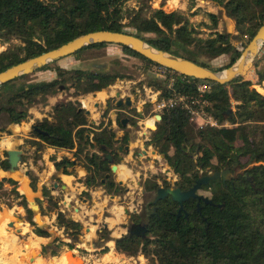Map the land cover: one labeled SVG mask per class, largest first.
Wrapping results in <instances>:
<instances>
[{
  "label": "trees",
  "instance_id": "trees-1",
  "mask_svg": "<svg viewBox=\"0 0 264 264\" xmlns=\"http://www.w3.org/2000/svg\"><path fill=\"white\" fill-rule=\"evenodd\" d=\"M167 1L162 0L159 8H153L143 2L139 7H126L125 0H0V40L20 41L0 52V72L58 48L82 34L102 29L133 34L154 47L209 68H212L210 61L217 57L228 56L232 65L241 55L242 51L233 43L230 33L219 30L216 13H207L212 23H199V26L210 30L207 37H202L201 30L191 22L187 13L180 10L168 12L163 8ZM215 1L236 20L245 44L248 43L263 23L264 0ZM189 2L192 8L196 0ZM106 45L108 43L91 45L74 54ZM123 50L140 58L148 69L158 66L131 48L123 47ZM52 64L36 71L48 69ZM230 68L221 66L214 68V71L222 72ZM255 70L256 84L263 83L264 56L256 64ZM56 72L57 77L49 81L19 84V80L27 77L24 75L3 84L0 88V114L7 113L11 124L21 123L29 116V108L37 96L46 99L55 95L61 81L71 80L74 83L72 86L76 92L71 96L76 97L101 91L119 77H124L106 71L94 73L60 66ZM186 79L189 81L180 79L177 82L178 89L194 92L197 83L204 81ZM156 80L153 78L151 84H158ZM207 81L213 84L207 95L211 101L208 111L220 122L228 120L234 126L195 130L190 125L188 113L179 108L166 109L161 112L162 119L153 132L155 147L165 155L164 159L178 174L177 184L183 190L191 188L200 175L210 170L229 166L234 171L235 165L246 169L226 183L213 180L209 185L202 186L198 194H202L201 190L207 191V195H202L212 199L215 204L201 201L200 211L197 210V200L193 198L184 202L185 211L181 216L177 215L179 203L171 197L158 201L156 211L149 212L144 241L138 236L116 239L117 250L129 257L143 254L152 260V264H264V97L252 87L253 79L239 77L224 84ZM233 100L236 101L235 111L232 109ZM88 124V115L79 99L66 100L54 108L53 120L46 117L36 121L38 128L47 134L32 130L31 136L39 138V141L28 139L26 142L37 144L40 149L42 145L76 148L75 156L84 153L89 146H109L114 142L115 133L109 127H104L103 132L99 133ZM102 126L103 123L99 128ZM4 131H8L7 127H0V132ZM86 158L89 173L84 178L85 185L104 186L108 194L122 195L124 187L113 175L104 183L101 181L111 171L108 161L98 153L89 151ZM70 164L72 161L65 158L55 161L58 170ZM0 168L5 171L10 169L8 151H4L3 157L0 156ZM64 171L67 172V169ZM18 187V181L1 178L0 201L11 196L18 199L19 205L27 211L33 231L40 236H50L51 231L33 220L32 209ZM45 195H48L52 205L58 206L54 197L48 193ZM83 195L88 196V193L84 191ZM217 204L224 205L219 207ZM9 206L12 207V204ZM185 212H188V217ZM132 221L140 222V216L134 214ZM56 225L64 229L71 242L64 243L57 237L53 243L55 246L67 244L70 249L84 251L78 245L84 235L81 221L59 210ZM98 239L110 240V230L101 226ZM48 249V246H43V254H47ZM102 251L107 253L109 247L105 246ZM58 254L56 249L51 250L52 256Z\"/></svg>",
  "mask_w": 264,
  "mask_h": 264
},
{
  "label": "rangeland",
  "instance_id": "rangeland-1",
  "mask_svg": "<svg viewBox=\"0 0 264 264\" xmlns=\"http://www.w3.org/2000/svg\"><path fill=\"white\" fill-rule=\"evenodd\" d=\"M161 1L162 0H125L124 4L126 7H139L143 2L145 5L150 4L153 8H159L161 6ZM171 2L172 0H168L163 6V8L168 12H171L173 10H180V11L187 13L190 17L191 22L201 30L200 36L207 37L210 32L208 28L204 26H199V23H201L202 21H206L207 23H212L211 19L207 15L208 11H212L218 15L219 29L221 31L230 33L233 43L240 50H243L246 47V45L249 43L248 42L245 44V38L240 34V31L237 28L236 20L230 17L227 13L226 8L218 4L215 0H196L195 6L192 8H190L191 3L189 2V0H176V2L172 4ZM18 43H20V41L17 39H12L10 42H4L3 40H0V52ZM263 56H264V50L262 51V54L260 55V57H263ZM228 61H229V57L224 55V56L217 57L211 60L210 62L213 68H219L221 66H225L228 63ZM92 63H94L95 65H92ZM97 64H103L104 70H107L111 74L124 76V77H119L113 84L104 88V90H102L101 93H99V96L103 97V99L109 93H112L115 96L116 92H120L121 95L127 96V95H131V92H134V89L138 91L139 96H136L134 93L132 94H133V97L136 99V105H138V103L140 102V116H141L140 123H139L140 125V147L145 148L144 142L146 141V139H148L147 136H151L152 133L155 131L154 129H151V127H153V125L157 127V123H158L157 118H155L154 117L155 115L151 112V109H152V104L150 103L151 101L149 102V100H147L149 92H145V89L146 88L147 89L148 88H152V89L162 88L164 84L162 83V80L160 78L155 77L150 73V69H148L145 66V64L140 58L133 56V55H129L128 53L123 51L121 46L115 45V44H108L103 47H93V48L85 49L81 53H79V55L67 56V57H64L54 62L52 66L48 69L38 70L31 74H28L25 79L19 80L18 83L20 84V83H31V82L43 81V80H46V81L53 80L57 77L56 68L59 66L66 68V69H73V68L80 67L81 69L96 71V70H100L99 68H97L96 66ZM248 73H249L248 76L245 75L243 77L246 79H253L254 84L252 85V87L256 88L257 91L264 94V82L261 84H256L257 77H256L255 67H253V69ZM153 78L157 79L156 81L158 82V84H155V85L151 84V81ZM72 85L73 83L71 80L67 82L61 81L59 83L57 87L58 91L52 97L55 101L54 104H49V96L46 99L43 98V96L41 95L37 96L35 102L29 108V116L25 118V121L26 122L31 121L32 123L36 124V121L43 120L46 117H49V119L53 120V117H54L53 111H54L55 106L58 103L64 102L68 99H72L73 101H75L76 99H79L80 102L82 103V106L86 105L87 107L94 109L91 103L93 101L98 100L96 97H93L96 94L93 95L94 92H92L88 95H80L76 97L71 96V94H74V92H76L75 90L76 88L73 87ZM140 91H141V99H140ZM232 104H233L232 109L235 111L236 103L235 102L233 103L232 101ZM8 123H9L8 114L5 112L1 113L0 114V127H7ZM150 123L152 124V126L149 125ZM190 125L195 130H200L195 126V124L190 123ZM6 133L8 132L6 131ZM29 144H32V143H29ZM27 145L28 144L26 145L23 144L24 149H25V146ZM35 146H36V150L34 151L44 150V147H45L44 145H42L40 149L39 145L36 144ZM91 150L92 149H90L89 152H91ZM150 150H151V153L148 157V160L143 158V160H145V163H146V168L149 169L147 173L148 176L159 175L162 179L164 178L163 181L166 179L172 184L177 183L179 179L178 174L170 167L167 161L164 158H162L161 154L158 152L156 147H152V149ZM154 150L156 151V153H153ZM35 153H38V152H35ZM150 163L152 164V166H150ZM251 165L252 164H250L249 166ZM245 169L246 168L238 165L235 171V174L243 173ZM201 173H203L202 170H201ZM140 180H143V178L141 177L140 179L136 177L134 185L129 186L130 192H127L126 194L124 193L121 195L122 199L120 200V203H118L117 197L111 200L109 198V201L107 202L106 207L103 209L104 211L101 217H98V218H102L104 222H109V221L111 222V221H114V219L110 217L113 215L114 210L119 209L120 211L125 213L126 211L124 207L129 208L130 216L126 218L123 223L120 224V227L125 232L128 226L131 225L132 223L131 215H134V214L142 215V213H144V215L146 216L151 211L152 206L150 205V201L152 200L153 195H149V194L144 195L142 193V190L140 188ZM200 193L204 195L208 194V192L204 190H201ZM81 197L82 195L79 194L78 200H77L78 203L81 201ZM88 198L90 199V203L87 205V208L92 209L94 205V201L92 200L91 197H88ZM15 202H16V199L13 196L3 198L0 201V208L2 207L10 208L9 204H12V207L10 209L15 211L17 210L16 209L17 204ZM116 206L118 207L117 209H116ZM70 212L71 213L75 212L73 205L72 207H70ZM79 214H80V216H78L79 220L82 221L83 224H84V221H87L88 222L87 227L89 228L91 227V224H93V221L97 218L95 217V219L90 220V219L85 218L86 216H82V212H80ZM100 225L101 224H99V226ZM118 231H121V229L117 228L113 234L116 235ZM9 233L16 234V233H13L7 230L0 233V257L7 260L8 262L7 264H23L24 261L22 260V257L19 256V258H17L18 254L16 250L18 247L16 246V244H13V246L10 245L12 236H9ZM18 235L20 237L21 242L24 243L25 237L20 234ZM111 237H113V239H111L112 240L111 242L114 243L115 236H111ZM63 238L64 240L68 239V237H65V236H63ZM65 241L66 243L70 242L69 240H65ZM105 242H106L105 239L99 240L97 236L96 239L94 240L93 245L99 246V247L102 246L103 248ZM93 245L92 244L88 245L89 252H94L95 247H93ZM52 247L56 248L59 253L65 250L66 248L69 249L67 244H60V245L52 246ZM75 250H78V249H70V252L73 253L75 252ZM78 252H79L78 253L79 256H77V258L75 259H78V257H83V254H86V253L81 252L80 250H78ZM11 255H13L12 258L9 257ZM45 256L49 258L52 255L50 254V252H48ZM139 256H140L139 259H138V256H132V258H134L135 260H133L131 264H152V260L146 258L143 254H140ZM85 257H87V255H85ZM56 258L57 257H55L54 260H56ZM109 260L113 261L114 259L110 258ZM87 264H100V262L89 261L87 262Z\"/></svg>",
  "mask_w": 264,
  "mask_h": 264
},
{
  "label": "crops",
  "instance_id": "crops-1",
  "mask_svg": "<svg viewBox=\"0 0 264 264\" xmlns=\"http://www.w3.org/2000/svg\"><path fill=\"white\" fill-rule=\"evenodd\" d=\"M176 0H172V3H175ZM212 12V11H208ZM214 13V12H213ZM220 30V29H219ZM217 66V65H216ZM104 90V89H103ZM102 91V90H101ZM101 91H96L93 93V97H96L97 101H102L103 97L99 96ZM90 94V93H89ZM88 95V94H86ZM103 96V95H102ZM107 96V95H106ZM53 96H49V104H54ZM106 98V97H105ZM104 98V99H105ZM52 99V100H51ZM80 101V100H79ZM96 101H93L91 105H93L94 109L87 107L86 105L82 106L85 110H89L90 114L88 115L89 124H93L97 126L99 120V112L96 109ZM82 104V103H81ZM87 125L92 129H96L94 126ZM150 125V124H149ZM152 126V124L150 125ZM31 128L32 122L23 121L21 123H8L6 131L0 132V156L3 157L4 151L9 152V158H11L10 153H14L16 151L22 150L23 161L21 158H17L15 161V165L10 167L9 170H3L0 168V179L3 177L12 178L19 182L18 191L20 194L24 195L28 206L32 209L33 212V220L39 225L42 226L49 231H51V235L40 236L33 231V227L30 225L29 217L26 209L19 205V200L16 199L17 210H10L11 213L18 212L21 215L23 221L19 222V227L22 228V232H17L16 234L9 233V236H12L10 241V245L16 244L17 248V258L19 256L22 257V260L25 258L26 261L23 264H49V261L54 260V264H75L76 261L81 258L85 261V264L89 261L100 262V264H131L133 260L132 257L127 256L126 254L119 252L116 248V241L111 242L113 237L118 238L123 233H125L120 224L124 222L126 218L130 216V213H123L116 206L117 210H114L113 215L110 216L114 221L104 222L101 217L103 213V209L106 207L107 202L111 199L117 197L118 203L122 199L121 195H110L106 192L104 186H96V187H88L84 183V178L87 176V158L86 153L89 151L86 149L84 153H80L78 156H75L76 148L73 149H65V148H56L45 146L44 150H36V146L29 144L26 142L28 139H34L39 141V138H35L31 136ZM6 133V134H5ZM93 135V134H91ZM23 144H28L23 147ZM138 144V143H136ZM31 147V149H30ZM38 152V153H35ZM91 151L90 153H92ZM133 150L130 154L124 155V153H120L118 156V171L115 173V180L121 185L126 186V190H129V186H133L136 177L140 178V155L138 157V161H136L137 165L131 164V159L133 156ZM37 154V155H36ZM120 155L122 157L120 158ZM21 156L20 154L18 157ZM69 158L71 160H75L77 163L72 164L67 167V172L64 171V167H61L59 170L55 166V161H60L64 158ZM35 181V185H34ZM58 183V187L56 186ZM56 186V187H54ZM87 192L88 196H84L83 192ZM130 192V191H129ZM48 193L50 196L54 197L55 201L58 202V206L55 207L52 205L48 199ZM81 194V201L78 203V195ZM80 197V196H79ZM91 197L94 201V205L92 209H88L87 205L90 203ZM68 201L69 204L73 205L74 211L79 208V212H70V207H65L63 201ZM122 207V206H120ZM11 208V207H10ZM9 208V209H10ZM127 207H124V209ZM129 209V208H128ZM59 210L66 212L69 216H72L75 220H79L78 216H80V212H82V216H86L87 219H95L91 227H87V221H84V237H82V242L79 243V247L84 251L83 257H78L77 252H70V248H66L62 252H58L59 254L56 256L47 257L46 254H43L42 247L48 246V252L51 254L52 249H56L52 246H55L53 243L57 237H60L61 240L66 243L65 240L71 239L64 234V229L59 228L56 225L57 215ZM108 210V209H107ZM119 213V214H118ZM128 215V216H126ZM1 216V214H0ZM107 220V219H105ZM10 221L9 218H6L4 222L0 225V233L4 232L7 227V223ZM80 221V220H79ZM82 222V221H81ZM100 222V223H98ZM83 223V222H82ZM104 223L108 224V229H110V237L111 239L104 243V247H109V251L107 253H103L102 246L93 245L94 240L98 236V229L101 226H104ZM99 224H101L99 226ZM97 225V226H95ZM120 228L121 231H118L116 235H114V231ZM90 230V231H89ZM114 230V231H113ZM86 231V232H85ZM113 231V232H111ZM11 232V231H10ZM23 235L25 237L24 243L21 242L19 235ZM63 236L68 237V239L63 238ZM103 240V239H101ZM69 243V242H68ZM113 243V244H111ZM93 245L95 247L94 252H89L88 245ZM52 247V248H51ZM51 248V249H50ZM88 251H87V249ZM33 250H36L38 253L41 252L42 255H37L34 258V261H31V253ZM57 250V249H56ZM101 251V252H100ZM47 252V253H48ZM110 254V255H109ZM87 255V257H85ZM13 255L9 256L12 258ZM113 258V261L108 259ZM140 256H138V259ZM97 260V261H95ZM124 261H126L124 263ZM7 260L0 257V264H7Z\"/></svg>",
  "mask_w": 264,
  "mask_h": 264
},
{
  "label": "water",
  "instance_id": "water-1",
  "mask_svg": "<svg viewBox=\"0 0 264 264\" xmlns=\"http://www.w3.org/2000/svg\"><path fill=\"white\" fill-rule=\"evenodd\" d=\"M240 31V30H239ZM102 43H108V44H117L122 47H128L134 50L135 52L141 54L146 59L153 61L157 63L158 65H161L163 67L175 70L178 73H181L183 75L201 79V80H212L214 82L218 83H228L231 82L239 77H243L246 75V73L250 72L253 67H256V64L260 61L262 54V51L264 50V20L261 25V27L258 29V31L255 33L253 38L249 41V43L246 45V47L241 50V55L235 60V62L230 65L229 61L224 67H231V70L229 73L225 72H216L214 71V68H209L202 66L198 64L197 62L193 60H189L184 57H180L177 55L172 54L171 52L164 51L158 47H154L150 44H148L144 39L135 36L130 33L126 32H118V31H112L107 29L97 30L89 33L82 34L73 40L61 45L58 48L46 51L40 55H37L35 57L29 58L23 62H20L18 64H15L3 71L0 72V88L3 86V84L20 79L24 75H28L36 71L37 69L44 67L50 63H54L64 57L70 56L74 53H76L79 50H82L85 47L96 45V44H102ZM62 88V87H61ZM119 95V94H118ZM264 97V94H262ZM80 108L79 110H81ZM231 110L228 111L230 113ZM85 113L87 115L90 114L89 110H85ZM156 118L158 122L162 119L161 114H157ZM32 128L35 130L47 134V132H42L38 128V126L35 123H32ZM151 129L156 130L157 127L153 126ZM96 144V142H95ZM148 144L146 142V148L143 151V154H147V148ZM102 148H106V145H102ZM123 150L129 151V147L119 146L118 152H122ZM22 150H19L10 153L11 158H9L10 167L15 165V161L17 158H21L23 161L22 156ZM153 153H156L154 150ZM21 155L18 157V155ZM9 155V152H8ZM162 158H165V155H161ZM103 157L105 160L111 164L112 172L117 173L118 171V165L115 163L114 154L111 152V150L107 149L106 153L103 154ZM122 155H120V158ZM67 160H71L69 158H65ZM72 164H76L77 162L75 160H71ZM231 174V168L228 166L224 168L221 171L213 170L210 171L206 175L200 176L195 184L187 189L183 190L181 187L177 186L174 188H164L160 187L157 191V195L154 199V203H157L160 200H163L167 197H171L173 201H176L180 204V207L178 209L177 215L180 216L182 214V211L184 210V202L187 200L193 198L198 199V208L197 210H201L200 201H204L207 204H215L212 199L209 197H206L204 195L198 194V190L204 186L209 185L211 181L216 180L217 178L222 177L224 181H226ZM109 176V174H107ZM104 181V180H103ZM120 184H122V181H120ZM58 187V183L56 185ZM54 186V187H56ZM63 204L65 207H72L71 204L68 203V201H63ZM219 207H223L224 204H217ZM11 209L8 207H2L0 208V225L4 222L6 218H9L10 221L7 223L6 230L11 231L13 233L22 232V228L19 227V222L23 221L21 218V215L18 212H10ZM156 207H154L153 212H155ZM77 213L80 211L79 208L75 210ZM125 211L129 213V209L125 208ZM188 216V214L186 213ZM70 218L74 219L72 216H69ZM104 226L108 228V224L104 223ZM147 231L148 227L146 224L143 223H132L128 226L125 233H123L120 237L116 239H127L131 236H138L142 241H144L147 237ZM84 237V235L82 236ZM116 241V240H115ZM77 250H75V253ZM37 255H42L41 252H37L36 250H33L31 253V261H34V258ZM26 261V259H23ZM81 261V264H85V261L81 258H79ZM126 261H124L125 263ZM49 264H54V260L49 261ZM120 264V263H118Z\"/></svg>",
  "mask_w": 264,
  "mask_h": 264
},
{
  "label": "flooded vegetation",
  "instance_id": "flooded-vegetation-1",
  "mask_svg": "<svg viewBox=\"0 0 264 264\" xmlns=\"http://www.w3.org/2000/svg\"><path fill=\"white\" fill-rule=\"evenodd\" d=\"M115 45H117V44H115ZM100 47H103V46H100ZM121 48L123 49L122 46H121ZM72 55H79V54H72ZM92 65H95V64L92 63ZM96 66L100 70H96V71L88 70V71H91L94 73H99V72H103V71L108 72L107 70H104L103 64H97ZM132 93H134L136 96H139L138 91H136L134 89V92H131V95L123 96V95H121L120 92H116V95L114 96V94L109 93V94H107L106 98L103 99L102 101H96L95 102L96 109L99 112V120H98L97 127L94 130L98 131L99 133H102L103 128L107 126V127H109V129L112 132L115 133V137H114V142H112L106 148H102L100 145L96 144L93 147L89 146V149H92L91 151L98 153L102 158H104L103 154L106 153L107 149L111 150V152L114 154L115 163H117L118 156L120 153H124V155H127V154H130V152L133 150L134 153H133V156H132L130 163L137 165L136 161H138V157L140 155V164H139L140 179H141V177L143 178V180H140V188H141L142 193L144 195H148V194L153 195V198L150 201V203L154 204L151 208V213H152L154 207H156V209H157V203L158 202L154 203V199L157 195L158 189L160 187H164V188H171L172 187V188H174V187H177L179 185L177 183L172 184L171 182L167 181L166 179L163 181L164 178L162 179L159 175L148 176L147 173H148L149 169L146 168V163H145V160H143V158L148 160V157L151 153L150 149H152V147H155V141L153 138V133L151 136H147L148 139H146V141L144 142L145 148H146V142L149 143L148 148L146 149L147 154H143L144 153L143 151L145 150V148L140 147V125H139L140 117H141L140 116V102L138 103V105H136V99L133 97ZM140 99H141V91H140ZM140 99H139V101H140ZM68 100H72V99H68ZM141 102H142V100H141ZM59 105H60V103H58V105H56L55 107H59ZM156 115L157 114H155V116H154L155 118H156ZM102 123H103L102 128H99L102 125ZM32 130H35V129L31 128V131ZM40 131H42V130H40ZM42 132H44V131H42ZM136 143H138V144H136ZM120 145L123 146L124 149H125V147L128 146L129 151L123 150L122 152L121 151L118 152ZM71 165L72 164L63 165L62 167H64V170H65V169H67L68 166H71ZM109 165H110V169H111V164H109ZM150 166H152L151 163H150ZM237 166L238 165L234 166V171L231 170V174L226 181H224V179L222 177L217 178L216 180H222L225 183L227 181H230L232 178L237 176V174H235ZM223 169H221V170H223ZM213 170H215V169H213ZM213 170H210V171H213ZM221 170H217V171H221ZM210 171H208L206 174H208ZM108 174H109V176L106 175L105 178L101 179V181L103 183L105 181L109 180L111 175H113V177L115 179V176H114L115 173L112 172V169H111L110 173H108ZM206 174H202V175H206ZM202 175H200V176H202ZM122 186L124 187V190H125L123 192V194L124 193L126 194L127 192H129V190H126V186H124V185H122ZM200 195H202V194H200ZM169 197H167L165 199H168ZM196 200H197V205H198L199 200L198 199H196ZM184 211H185V209L182 211V213ZM186 213L188 214V212H185V214ZM139 216H140V222H138V223H143V224L148 225L149 213L146 216L144 215V213H142V215H139ZM132 218H133V215H131V219ZM132 223H135V222L132 221Z\"/></svg>",
  "mask_w": 264,
  "mask_h": 264
},
{
  "label": "built area",
  "instance_id": "built-area-1",
  "mask_svg": "<svg viewBox=\"0 0 264 264\" xmlns=\"http://www.w3.org/2000/svg\"><path fill=\"white\" fill-rule=\"evenodd\" d=\"M150 73L160 78L164 84L162 88L145 89V92H149L147 100L151 101V112L154 115L161 114L166 109L179 108L188 113L190 123L195 124L200 130L208 127L222 128L234 126L228 120L220 122L208 111L207 107L211 105V101L207 95L212 90L213 84L211 82L207 80L198 82L194 92L182 91L177 88V82L180 79L182 81H189L186 79L189 76L161 65L151 68ZM234 102L236 103L233 100Z\"/></svg>",
  "mask_w": 264,
  "mask_h": 264
},
{
  "label": "bare ground",
  "instance_id": "bare-ground-1",
  "mask_svg": "<svg viewBox=\"0 0 264 264\" xmlns=\"http://www.w3.org/2000/svg\"><path fill=\"white\" fill-rule=\"evenodd\" d=\"M230 70H231V68L230 69H228V70H226V71H223V72H225V73H229L230 72ZM217 72V71H216ZM150 125H151V123H150ZM154 126V125H153ZM119 214V213H118ZM75 264H81V261L78 259L77 261H76V263Z\"/></svg>",
  "mask_w": 264,
  "mask_h": 264
}]
</instances>
